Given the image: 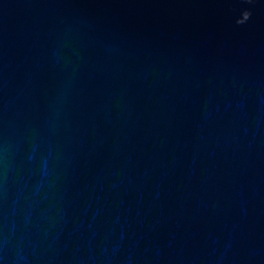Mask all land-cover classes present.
<instances>
[{"label": "water", "instance_id": "95a60500", "mask_svg": "<svg viewBox=\"0 0 264 264\" xmlns=\"http://www.w3.org/2000/svg\"><path fill=\"white\" fill-rule=\"evenodd\" d=\"M0 264H264V0H0Z\"/></svg>", "mask_w": 264, "mask_h": 264}]
</instances>
